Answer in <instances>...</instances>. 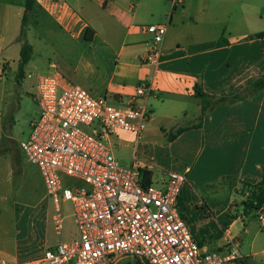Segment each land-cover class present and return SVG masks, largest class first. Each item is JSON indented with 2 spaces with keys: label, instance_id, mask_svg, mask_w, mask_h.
Wrapping results in <instances>:
<instances>
[{
  "label": "crops",
  "instance_id": "1",
  "mask_svg": "<svg viewBox=\"0 0 264 264\" xmlns=\"http://www.w3.org/2000/svg\"><path fill=\"white\" fill-rule=\"evenodd\" d=\"M189 1L170 12L160 0H36L26 30L31 56L20 87L34 100L38 78L52 75L60 87L81 86L115 106L145 104L151 117L140 133L120 131L107 136L106 143L118 154L131 150L127 162L131 165L135 157L153 184L165 181L169 171L137 158V153L145 155L161 145L177 150L174 172L185 177L178 207L191 235L208 252L224 254L235 244L241 259L252 264L249 257L264 255L259 236L264 225L256 209L243 211L242 202L249 194L246 184L264 177V91L211 106L202 114L195 84L215 100L235 95L264 75V37L250 38L264 31V0L248 2L232 27H220L215 34H200L184 22L191 20L198 0ZM24 3L0 0L4 68L19 63ZM148 24L166 27L157 64L144 60L151 48L143 28ZM88 28L93 30L89 43ZM31 29L39 45L29 40ZM220 38L226 43L217 45ZM148 84L149 95L136 96V89ZM178 128L186 129L176 134ZM171 134L175 136L169 139ZM2 188L0 180V192ZM56 234L51 241L45 232L13 226L0 236V258L10 263L38 258L67 240L62 232Z\"/></svg>",
  "mask_w": 264,
  "mask_h": 264
},
{
  "label": "built area",
  "instance_id": "2",
  "mask_svg": "<svg viewBox=\"0 0 264 264\" xmlns=\"http://www.w3.org/2000/svg\"><path fill=\"white\" fill-rule=\"evenodd\" d=\"M171 12L185 0H167ZM151 48L145 61L157 64L166 27L148 24ZM152 85L136 96H148ZM39 115L19 148L42 177L61 234L64 208L76 235L48 247L35 259L0 264H228L241 256L235 244L226 253L204 251L182 218L178 202L184 174L169 171L161 184H144L134 157L125 167L105 138L120 131L138 135L150 118L145 104L115 106L78 85L60 87L55 76L38 78L34 95ZM93 126V127H92ZM85 127H90L89 132ZM264 225V207L257 209Z\"/></svg>",
  "mask_w": 264,
  "mask_h": 264
},
{
  "label": "rangeland",
  "instance_id": "3",
  "mask_svg": "<svg viewBox=\"0 0 264 264\" xmlns=\"http://www.w3.org/2000/svg\"><path fill=\"white\" fill-rule=\"evenodd\" d=\"M165 3L171 12L167 0H160ZM187 2L189 0H186ZM186 2V3H187ZM190 2V1H189ZM206 3L204 8L203 3ZM251 0H232L230 3H220L216 0H198L193 9V16L184 18L188 26L193 27L200 34H215L220 27H232L235 18L246 10V4ZM182 9L180 5L177 9ZM204 8V9H203ZM204 10L202 15L198 12ZM29 40L39 45V39L35 38L31 29ZM35 39V40H34ZM2 58L0 59V126H2V141H0V180H2V191L0 192V236L4 237L3 231L15 227L16 230L28 228L34 232H45L46 238L53 241L56 237L54 228V207L45 192L44 183L38 168L30 163L19 148V142L25 140L30 131L31 123L39 115L37 102L32 99L31 94L25 93L18 78V65L10 62V69L4 68ZM24 70V69H23ZM151 117V116H150ZM1 119L3 121H1ZM93 127V126H92ZM89 132L90 127H85ZM90 133V132H89ZM2 149V150H1ZM115 158L120 165L129 166L127 161L132 155L131 150H114ZM177 150L169 149L166 145L156 147L152 151L137 153V158H144L153 166L162 170L176 171L178 161L176 160ZM156 185V184H153ZM64 221L62 234L65 239L76 235L74 219L68 206L64 208ZM264 239V235H259ZM261 249V247H258ZM1 257V255H0ZM252 264H264V255L249 257ZM246 259H237L231 264H247ZM133 262L129 258L117 260L114 264H128ZM67 264H74L70 260Z\"/></svg>",
  "mask_w": 264,
  "mask_h": 264
},
{
  "label": "trees",
  "instance_id": "4",
  "mask_svg": "<svg viewBox=\"0 0 264 264\" xmlns=\"http://www.w3.org/2000/svg\"><path fill=\"white\" fill-rule=\"evenodd\" d=\"M37 10L36 0H25L24 3V12L21 18V25H20V32H19V40L22 42L21 48H20V58L18 63V78L19 80L22 79L24 74V66L28 62L31 56V46L26 40V30H27V24L29 21V17ZM93 36V30L88 28L85 35V41L89 43ZM262 38L264 37V31L255 33L253 36H250V38ZM226 43V41L223 38H220L217 42V45H223ZM259 91H264V75L259 76L256 78L251 84L244 89L237 92L235 95L231 97H222L217 98L214 100V98L209 97L202 91V87L200 83L195 84V96L201 99V111L202 114H204L207 109L211 106H215L220 103L224 102H233L237 99L244 98L248 95L257 93ZM186 128H178L175 133L178 134L182 131H184ZM175 136V134L169 135V139H172ZM146 171L142 170V178L144 184H149V180L145 179V173ZM247 188L249 189V194L246 197V199L242 202L243 205V211L245 213L253 210V209H259L264 205V177H262L257 183L255 184H246Z\"/></svg>",
  "mask_w": 264,
  "mask_h": 264
}]
</instances>
